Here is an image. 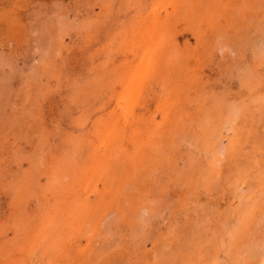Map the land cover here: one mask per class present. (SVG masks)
<instances>
[{"label": "rangeland", "instance_id": "obj_1", "mask_svg": "<svg viewBox=\"0 0 264 264\" xmlns=\"http://www.w3.org/2000/svg\"><path fill=\"white\" fill-rule=\"evenodd\" d=\"M0 264H264V0H0Z\"/></svg>", "mask_w": 264, "mask_h": 264}]
</instances>
